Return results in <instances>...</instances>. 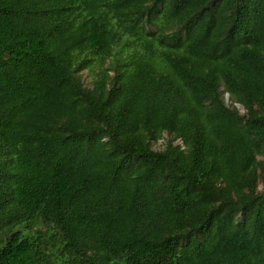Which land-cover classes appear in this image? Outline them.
I'll return each mask as SVG.
<instances>
[{
  "label": "trees",
  "instance_id": "trees-1",
  "mask_svg": "<svg viewBox=\"0 0 264 264\" xmlns=\"http://www.w3.org/2000/svg\"><path fill=\"white\" fill-rule=\"evenodd\" d=\"M0 264H264V0H0Z\"/></svg>",
  "mask_w": 264,
  "mask_h": 264
},
{
  "label": "rangeland",
  "instance_id": "rangeland-1",
  "mask_svg": "<svg viewBox=\"0 0 264 264\" xmlns=\"http://www.w3.org/2000/svg\"><path fill=\"white\" fill-rule=\"evenodd\" d=\"M81 73H82L83 81H84L87 85H89L90 82H91L92 74L89 73L88 68H83V69L81 70ZM227 103H228V104H231V105H233V106H235V107H237L240 113H243V112H244V108H243L242 105H240V104H238V103H235V102L233 103V102L229 101V99H228ZM163 136L166 137V134H164ZM176 143H181L180 139H178V140L176 141ZM152 144H153V148H154L155 150H160V149H162V148L164 147V140H163V139H160V140H158L156 143H152Z\"/></svg>",
  "mask_w": 264,
  "mask_h": 264
},
{
  "label": "water",
  "instance_id": "water-1",
  "mask_svg": "<svg viewBox=\"0 0 264 264\" xmlns=\"http://www.w3.org/2000/svg\"><path fill=\"white\" fill-rule=\"evenodd\" d=\"M228 99H229V95H228V93H227V94L225 95V101L227 102Z\"/></svg>",
  "mask_w": 264,
  "mask_h": 264
}]
</instances>
